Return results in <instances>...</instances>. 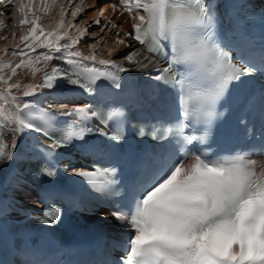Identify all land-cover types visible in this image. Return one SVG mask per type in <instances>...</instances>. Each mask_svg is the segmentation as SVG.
Instances as JSON below:
<instances>
[{
    "label": "snow or ice",
    "instance_id": "1",
    "mask_svg": "<svg viewBox=\"0 0 264 264\" xmlns=\"http://www.w3.org/2000/svg\"><path fill=\"white\" fill-rule=\"evenodd\" d=\"M86 7L83 0L79 4L73 0H0V15H7L20 29L19 38L13 31L10 47L0 50L19 60L7 64L0 60V83L6 85L0 89V165L16 158L19 138L26 132L50 141L32 147L48 162L59 149L83 142L93 132L88 122L98 120L108 125L122 118L119 108L106 113L90 103L39 108L32 98L61 84L89 96L102 79L118 86L120 74L131 69L111 57L120 48L138 43L167 66L152 68L153 60L138 59V50L128 51L124 59L142 71L151 69L156 73L152 80L172 87L177 115L170 121L153 123L151 131L141 126L137 133L141 138L167 141L172 150L154 157L150 165H141L126 186L127 198L113 206L111 216L126 223L130 231L121 255L109 264H264V168L258 172L248 153L212 158L189 149L194 142H204L195 134L197 125L211 122L217 103L230 88L244 77L264 73V47L258 59L241 56L242 67L232 63L217 42L214 9L207 0H118L108 11L119 12L121 17L126 13L129 30L101 9L92 23L101 27V32L104 28L109 31L98 38L94 34L97 42L89 45L90 54L84 55L77 45L86 38L90 25L80 27L75 21ZM53 11L58 19L52 17L55 22L44 25L42 21ZM69 13L71 20L67 19ZM100 17L104 18L103 26ZM5 25L6 21H0V31ZM113 31L115 40L108 58L97 57L99 45ZM57 59L62 64L52 63ZM20 69H26L34 82L23 85L22 95L17 97L13 90L22 86L19 81H9ZM4 70L10 72L7 79ZM59 120L64 123L54 127L53 122ZM96 132L108 140L122 138L118 133ZM41 171L54 178L58 169H49L46 163ZM117 172L115 167L95 161L90 167L71 168V174L91 190L107 195H120L114 191L120 183L115 178ZM36 219L52 225L60 214L43 211Z\"/></svg>",
    "mask_w": 264,
    "mask_h": 264
},
{
    "label": "bare ground",
    "instance_id": "2",
    "mask_svg": "<svg viewBox=\"0 0 264 264\" xmlns=\"http://www.w3.org/2000/svg\"><path fill=\"white\" fill-rule=\"evenodd\" d=\"M80 2L81 0H73L74 4H79ZM83 3L87 7L78 16L75 23L80 27H85L86 23L90 25L86 38L83 39L77 45L78 50L84 55L90 54L91 50L89 48V45L95 44L97 42L96 38H98L99 36L106 35L109 31L108 28H104V31L101 32V27H97L94 23H92V21L99 16V12L101 11V9L106 10L105 14L108 17L115 19L122 29L129 30L130 21H128L126 13L123 15V17H121L119 12L113 13L111 11H108V6L112 3H117L116 0H83ZM69 16L71 15L67 14V19L71 20L68 18ZM52 17L58 19L55 11L50 13L49 18H45L42 23L44 25L54 23L55 20L52 19ZM100 19L101 26H103L104 18L100 17ZM0 21H6L4 30L0 31V37H7V39H0V50H3L5 48L3 45L5 44H9L10 47L12 41L11 33L13 31L16 32V38H19L20 29L18 27L17 22H14L13 20L9 19L7 15H0ZM125 21H128V23H125ZM73 33L75 34V30H73ZM94 34L96 38H94ZM114 40L115 32L113 31L112 34L107 35L106 40L99 45V50L95 52V55L99 58H108V49L110 47H113ZM133 50L139 51L140 55L137 57L138 59L148 57V55L141 51L140 45L136 43L132 46V48H120L117 54L111 58L116 60L118 63L123 64V66L126 68L137 72H142V70H140L137 65L129 64L128 61L124 59V56L127 54V52ZM39 51L41 50L37 49V52ZM122 54L123 57H120V55ZM0 60H2L5 64H7L9 61H15V63L19 62V60L15 58L11 52L7 53L6 55L0 53ZM55 61H58V59L52 61V63ZM12 66H15V64H13ZM37 66L39 67L40 65ZM3 74L5 75V79H7L10 72L8 70H4ZM38 79L39 76L36 77V80ZM17 81L20 82L22 88L21 90H13L12 95L20 97L22 95L23 85L34 82V79L26 69H20L17 71L16 75L12 76V79L9 82L16 83ZM5 87L6 85L0 83V89H3ZM32 101L40 103L42 100L40 96L36 95L34 98H32ZM32 139H34V135L27 132L19 138V144L16 149V156L28 153L30 151V142L32 141ZM8 143H11L10 136L8 137ZM259 160L262 161L264 165V157L260 158ZM14 165V159L11 161V163H5L3 165H0V194L6 201L10 209V215L22 219L26 217V215L22 211L23 209L29 208L33 212H35L40 207V205L37 201L34 191L28 186L26 179L19 173V171H17ZM105 215L108 216L107 219L104 218ZM85 217L89 221L93 223H98L102 226H109L115 229H119L120 227L119 224L112 219L111 214L106 211H101L97 213H86Z\"/></svg>",
    "mask_w": 264,
    "mask_h": 264
},
{
    "label": "rangeland",
    "instance_id": "3",
    "mask_svg": "<svg viewBox=\"0 0 264 264\" xmlns=\"http://www.w3.org/2000/svg\"><path fill=\"white\" fill-rule=\"evenodd\" d=\"M68 15H70V13H69ZM68 18H69V19H72V17H71V16H69ZM6 45H8V46H9V44H5V45H3V46L5 47ZM120 57H123V54H122V55H120Z\"/></svg>",
    "mask_w": 264,
    "mask_h": 264
}]
</instances>
